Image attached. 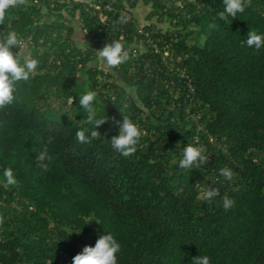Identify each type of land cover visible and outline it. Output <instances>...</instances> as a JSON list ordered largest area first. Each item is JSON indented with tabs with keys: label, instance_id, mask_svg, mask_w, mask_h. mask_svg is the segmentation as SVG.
I'll return each instance as SVG.
<instances>
[{
	"label": "trees",
	"instance_id": "obj_1",
	"mask_svg": "<svg viewBox=\"0 0 264 264\" xmlns=\"http://www.w3.org/2000/svg\"><path fill=\"white\" fill-rule=\"evenodd\" d=\"M37 1L0 25V40L15 31L24 41L21 63L38 61L0 110V264H72L105 234L120 245L117 264H264V47L244 43L264 37V0L227 21L223 0ZM117 40L129 58L110 68L98 50ZM87 91L97 118L109 117L96 139L79 105ZM123 116L142 132L129 157L110 142L111 118ZM188 144L208 162L181 168ZM4 169L18 185L5 187ZM206 188L219 195L204 200Z\"/></svg>",
	"mask_w": 264,
	"mask_h": 264
},
{
	"label": "clouds",
	"instance_id": "obj_2",
	"mask_svg": "<svg viewBox=\"0 0 264 264\" xmlns=\"http://www.w3.org/2000/svg\"><path fill=\"white\" fill-rule=\"evenodd\" d=\"M28 0H0V25L4 24L6 14L9 9L17 8L26 5ZM225 6L224 11L219 12L220 20L227 21L228 17L237 16V13H242L245 10V5H250L251 0H223ZM117 23H127V18L121 16ZM216 27V25H212ZM83 34V33H82ZM247 47L253 48L257 52L264 47V37L258 35L255 31L248 33L246 40ZM18 46L19 51L13 54L12 47ZM25 48L24 41L18 38L15 31H9L3 40H0V110L13 104L16 99L14 93L15 85L20 81H28L31 76L36 74L38 61L32 59L28 55H24L23 63L20 62L18 55ZM129 58L128 52L124 50V45L120 41H113L110 44H105L104 47L98 50V59L110 68H114ZM97 93L95 91H87L79 97V105L87 113L85 123L94 126L95 130L91 132V138L100 137V133L96 130L109 120V117L104 115L102 118H97V111L94 107ZM68 104H73V97H69ZM119 124V135L111 137V147L123 157H129L136 152V145L142 135L141 130L128 117L123 116V120L115 121ZM77 141L79 143H91V140L85 134V130L77 131ZM53 138L49 137L47 143L51 144ZM179 145V142H177ZM206 149L203 146L194 147L188 144L183 149V158L179 161V166L184 169H192L200 167L208 162ZM53 157L49 155L48 148L45 145L43 150L36 155V162L42 172L50 170V162ZM220 175L226 180L231 181L233 173L228 168L220 169ZM3 176L5 178V187L16 186L18 181L11 169H4ZM202 198L206 201H212L219 195L216 188H206L202 191ZM235 201L227 196L223 198V208L227 211L234 205ZM3 222V217H0V223ZM98 222V221H97ZM87 223V222H86ZM99 223V222H98ZM120 251L119 243L114 239L112 234L100 236L94 246L85 245L81 252L74 255L72 264H117L116 254ZM192 264H210L208 256H195L192 258Z\"/></svg>",
	"mask_w": 264,
	"mask_h": 264
},
{
	"label": "built area",
	"instance_id": "obj_3",
	"mask_svg": "<svg viewBox=\"0 0 264 264\" xmlns=\"http://www.w3.org/2000/svg\"><path fill=\"white\" fill-rule=\"evenodd\" d=\"M52 1H54V0H52ZM64 1H66V0H57V2H64ZM35 2H38L37 0H35ZM146 42H149V39H147V41ZM164 54H166V52L164 53Z\"/></svg>",
	"mask_w": 264,
	"mask_h": 264
},
{
	"label": "rangeland",
	"instance_id": "obj_4",
	"mask_svg": "<svg viewBox=\"0 0 264 264\" xmlns=\"http://www.w3.org/2000/svg\"><path fill=\"white\" fill-rule=\"evenodd\" d=\"M140 11V13H141V10H139Z\"/></svg>",
	"mask_w": 264,
	"mask_h": 264
}]
</instances>
